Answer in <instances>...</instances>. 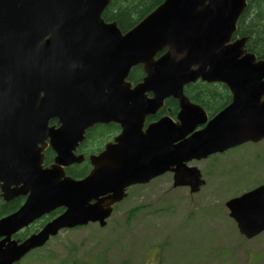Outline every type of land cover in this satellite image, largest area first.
<instances>
[{
  "label": "water",
  "instance_id": "water-1",
  "mask_svg": "<svg viewBox=\"0 0 264 264\" xmlns=\"http://www.w3.org/2000/svg\"><path fill=\"white\" fill-rule=\"evenodd\" d=\"M112 0H0V189L5 202L28 196L0 220V264H15L59 231L106 220L127 189L175 170V187L205 184L194 159L264 139V60L233 41L248 0H165L129 31L103 14ZM141 66L143 83L127 80ZM224 83L233 102L207 126L185 86ZM147 93L154 97L149 99ZM168 98L179 101L180 125L165 118L135 131ZM57 120L59 127H50ZM119 121L117 147L91 157L84 180L66 175L81 162L74 151L95 124ZM171 132L179 146L172 147ZM163 135L164 143L158 142ZM50 138L57 157L42 168ZM41 145V147H40ZM65 208L37 235L18 245L11 236L34 219ZM241 234L264 231V185L227 202Z\"/></svg>",
  "mask_w": 264,
  "mask_h": 264
},
{
  "label": "rangeland",
  "instance_id": "rangeland-1",
  "mask_svg": "<svg viewBox=\"0 0 264 264\" xmlns=\"http://www.w3.org/2000/svg\"><path fill=\"white\" fill-rule=\"evenodd\" d=\"M197 166L208 182L201 193L174 188L171 175L132 187L106 228L63 230L39 254L44 263H26L87 264L102 256L105 264H264V233L243 240L226 208L264 184V142Z\"/></svg>",
  "mask_w": 264,
  "mask_h": 264
},
{
  "label": "flooded vegetation",
  "instance_id": "flooded-vegetation-1",
  "mask_svg": "<svg viewBox=\"0 0 264 264\" xmlns=\"http://www.w3.org/2000/svg\"><path fill=\"white\" fill-rule=\"evenodd\" d=\"M144 77L145 74L143 70L141 69H137L135 71L132 70L128 78V83L134 85L135 88L138 84L142 83ZM215 85L222 86L220 89L215 91L219 93V97H217L216 100H222L226 98L228 99L230 97V101L228 102L227 100L226 102L227 104L223 103V105L220 106H218L217 104L211 106L208 101H204L202 104H199L196 99L193 100L191 99L193 103L203 107V109L207 112L210 119L216 116L220 111L225 109L232 102V94L229 91V89L223 84H215ZM152 96H153L152 94H148V97L151 98ZM179 114H180L179 102L172 98L167 99L165 101V105L161 109H159L154 115L147 116L142 123H140L139 120L137 119L134 123L135 131L147 132V130L151 125L159 122L161 119L165 117H169L175 123H178ZM49 126L58 127L57 120H51ZM122 132H123V124L122 122L119 121H112L107 124L106 123L96 124L92 128L88 129L87 132L85 133L84 140L82 142H78L75 149V154L78 156H83L84 159L80 163H73L72 165L67 167L65 169L67 175L75 180H83L85 177H87V175H89V173L92 170L91 157L97 156L101 152H103L107 144L117 147L116 140L122 134ZM157 139L159 143H163L164 141L163 135L158 136ZM45 144L46 145L49 144L48 148H46V150L44 151V155H45L44 167L47 168V166H50L55 162L56 155L51 147V139H49L48 141L46 140ZM178 144L179 142L177 140L172 142V145H178ZM22 199H18L12 202L14 203L15 206L12 212L17 211V209H19L21 204L25 201V199H23L24 201L22 202ZM46 225H47V215H44L40 219L35 220L29 227L16 233L13 236V239L15 241H18L19 243H22L25 240L29 239L31 236L38 234ZM46 249H47V244L42 248L33 250L30 253L31 260L37 262L40 259L39 254L44 253Z\"/></svg>",
  "mask_w": 264,
  "mask_h": 264
},
{
  "label": "trees",
  "instance_id": "trees-1",
  "mask_svg": "<svg viewBox=\"0 0 264 264\" xmlns=\"http://www.w3.org/2000/svg\"><path fill=\"white\" fill-rule=\"evenodd\" d=\"M165 0H112L104 13L107 22L117 21L123 31H129L135 27L146 16L153 12ZM236 37L249 36V47L252 52L264 58V0H249V6L242 15ZM221 85H208L198 82L186 88L189 98L196 99L199 104L208 101L211 106L225 104L227 99L216 100ZM205 91V93H204ZM227 104V103H226ZM12 205L2 207V210L10 209ZM73 262L71 264H78ZM65 264V263H63ZM66 264H69L67 262ZM89 264H99L91 262Z\"/></svg>",
  "mask_w": 264,
  "mask_h": 264
}]
</instances>
